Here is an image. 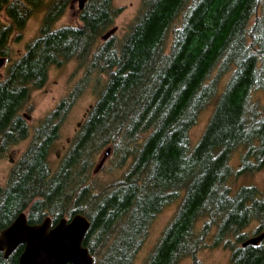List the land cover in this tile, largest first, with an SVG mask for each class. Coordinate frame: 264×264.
I'll return each instance as SVG.
<instances>
[{"label":"trees","instance_id":"obj_1","mask_svg":"<svg viewBox=\"0 0 264 264\" xmlns=\"http://www.w3.org/2000/svg\"><path fill=\"white\" fill-rule=\"evenodd\" d=\"M44 1L0 0L8 20L0 18V55H10L13 35L21 37ZM67 4L54 0L40 36L0 82L3 158L30 137L19 111L31 89L45 84L49 67L75 59L86 68L80 83L35 129L8 185L0 186V229L23 211L30 224L48 216L56 224L81 213L91 222L84 246L94 264H134L161 210L181 197L145 264L187 258L201 264L197 254L216 227L215 243L231 245L233 264H264V240L238 246L252 217L261 224L257 233L264 231V198L256 199L254 186L234 192L230 185L236 173L230 158L237 149L245 148V170L264 169V102L257 96L264 92V0H143L119 45L112 44L113 37L99 45L120 12L113 0H88L80 26L51 30ZM228 72L217 97L220 77ZM92 83L97 101L53 168L63 113ZM213 102L207 128L193 146L191 129ZM108 145L127 169L96 192L88 171ZM21 252L9 260L0 254V264H17Z\"/></svg>","mask_w":264,"mask_h":264},{"label":"rangeland","instance_id":"obj_2","mask_svg":"<svg viewBox=\"0 0 264 264\" xmlns=\"http://www.w3.org/2000/svg\"><path fill=\"white\" fill-rule=\"evenodd\" d=\"M114 5L120 10L115 18L114 24L106 30V34L110 29L117 27V31L111 37H113L112 44L119 45L129 32L131 26L135 23L138 14L140 12L143 0H113ZM54 0H45L42 8L36 10L30 19L27 21L22 35L16 40L18 32L13 35V38L9 44V56L5 57L7 60L5 65L0 70V82L6 78L8 68L19 60L28 49V46L35 41L41 33L45 20V12L53 4ZM68 0L67 7L63 15L53 25V29H60L64 27H78L81 25L80 16L82 9H79V0ZM2 21L8 23L5 15L0 13ZM99 38V45L105 44L102 36ZM86 68L83 67L77 60L72 59L66 61L63 64H55L49 67L48 77L45 84L41 88H32L29 100L25 102L24 107L19 111V115L23 116L26 113L30 116V121L27 124L30 130V137L20 144L12 147L5 157L0 158V186L5 187L8 185L10 173L14 165L23 156L28 148L31 136L36 128H38L43 119L46 118L51 112H53L58 104L66 98L71 91L80 83L85 76ZM231 72L224 73L220 77V87L217 97L220 96L226 84L230 78ZM102 79H105V75H102ZM91 84L90 88H86L76 99L72 101L70 108L63 113V119L60 127V138L53 144L52 155L50 157V163L53 168H58L64 159L67 150L70 147L71 141L76 136L83 122L85 121L88 110L97 101L98 95L92 92ZM257 96L261 97L264 102V92H258ZM215 103L213 102L207 109H205L199 116L197 124L191 129V144L195 146L204 134L210 118L214 112ZM59 121V120H58ZM60 122V121H59ZM110 145L103 147L97 155L95 162L89 169V182L96 188V192H99L102 187H106L118 179H120L127 169V165L120 166L119 156L112 149L110 156L106 159L105 163L98 169L105 151ZM112 147V146H111ZM245 152V148L237 149L230 158V165L236 171L235 175L230 178V185L233 187L234 192H237L241 186H255L259 192L264 194V169L261 171H247L242 164V157ZM87 172V174H88ZM181 202V197L176 198L171 203L167 204L159 213L155 219L149 235L139 250L134 264H145L147 257L153 251L158 244L164 230L175 216L178 207ZM27 213V211H25ZM202 224V222H201ZM257 225L251 226L242 230V233H246L250 238L256 235ZM218 228H212L209 238L207 239V245L203 247L197 254V259L201 264H233L232 263V247L231 245H224V241L215 243V235ZM255 232V233H254ZM215 234V235H214ZM230 240L235 242V236L230 235ZM226 241V240H225ZM227 244V243H225ZM238 247V246H237ZM180 264H193L192 259L187 258Z\"/></svg>","mask_w":264,"mask_h":264},{"label":"water","instance_id":"obj_3","mask_svg":"<svg viewBox=\"0 0 264 264\" xmlns=\"http://www.w3.org/2000/svg\"><path fill=\"white\" fill-rule=\"evenodd\" d=\"M85 1L79 0V9H83ZM116 31L117 27L110 29L102 39L108 40ZM5 62L6 58L0 57V70ZM23 116L30 120L26 113ZM111 151V147L107 148L98 169ZM90 224L89 218L81 213L61 218L56 224L50 216L42 223L30 224L27 213L23 211L1 232L0 251L5 252L7 258L19 245H24L18 264H94L93 256L84 246ZM263 240L264 232L246 240L243 246H256Z\"/></svg>","mask_w":264,"mask_h":264},{"label":"flooded vegetation","instance_id":"obj_4","mask_svg":"<svg viewBox=\"0 0 264 264\" xmlns=\"http://www.w3.org/2000/svg\"><path fill=\"white\" fill-rule=\"evenodd\" d=\"M88 0H86L85 1V4H86V2H87ZM74 2H75V0H74ZM73 2V3H74ZM84 4V5H85ZM46 13H47V10H46V12H45V15H46ZM80 13H81V11H80ZM57 22V21H56ZM55 22V23H56ZM81 22V21H80ZM61 29V28H60ZM51 30H53V31H55V30H58V29H53V27H51ZM7 60V59H6ZM86 117H87V114H86ZM24 119V118H23ZM25 120V119H24ZM30 120H28V122H29ZM26 122H27V119H26ZM26 122H24V125L26 126V127H28V122L26 123ZM29 129V128H28ZM247 187H249V186H247ZM255 187V186H254ZM259 191V190H258ZM264 198V194L263 193H261V192H259V195H257L256 196V199H263ZM6 215V213H3L2 214V216H5ZM17 217V216H16ZM15 217V218H16ZM15 218L11 221V222H9L5 227H3V228H1L0 229V235H1V232L4 230V229H6L9 225H11L12 224V222L15 220ZM29 222V221H28ZM252 224H255V225H257V227H256V230L255 231H258V229L260 228V226H261V224H260V222H259V220L257 219V218H255V217H252L251 219H250V221H249V223L247 224V226L245 227V228H247V227H249V226H251ZM244 228V229H245ZM264 231H262V232H260V233H257L255 236H258L259 234H261V233H263ZM255 233V232H254ZM255 236H252V237H255ZM252 237H250V238H252ZM250 238H246V240H248V239H250ZM246 240H244V241H241V242H239V244H238V246H240V247H244L243 246V243L246 241ZM262 242V241H261ZM260 242V243H261ZM259 243V244H260ZM249 246V245H248ZM247 247V246H246ZM19 248H22V252H23V250H24V245H19L7 258L5 257V252H3V251H0V254H1V256H2V258L4 259V260H9V259H11V258H13V256L15 255V252H16V250L17 249H19ZM22 252L19 254V256H18V261H19V258H20V256H21V254H22ZM18 264V263H17Z\"/></svg>","mask_w":264,"mask_h":264}]
</instances>
